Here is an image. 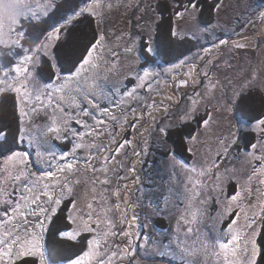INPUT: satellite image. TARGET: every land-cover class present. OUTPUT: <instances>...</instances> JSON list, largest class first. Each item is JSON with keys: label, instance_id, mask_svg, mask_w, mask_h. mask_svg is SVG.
I'll return each instance as SVG.
<instances>
[{"label": "snow or ice", "instance_id": "6c2138e0", "mask_svg": "<svg viewBox=\"0 0 264 264\" xmlns=\"http://www.w3.org/2000/svg\"><path fill=\"white\" fill-rule=\"evenodd\" d=\"M59 2L0 0V46L7 48V55L15 61L0 60V95L14 96L18 116L14 145H26L24 149L12 146L0 156V264H45L41 244L45 221H51L62 206L68 212L65 219L74 227L60 232V236L75 241L87 234L83 251L67 264H132L140 233L137 231V240H133L129 229L138 216L133 214L129 218L134 206L127 195L122 198L127 185L121 182L135 172V161L131 166L127 163L129 150L132 157H139L141 152L135 137L120 138L127 128L136 133L148 118L155 124L153 109H162L167 115L170 106L150 96L167 81H161V73L150 67L129 70L122 80H110V76L120 75L119 52L107 46L108 34L103 30L89 39L72 67L59 66L54 51L62 35L66 39L69 26L84 17L99 23L106 10L112 8L111 0H63L70 4L68 8L59 7ZM173 4L174 9H180L174 11L176 18L195 12L200 6L199 0H184L183 4L173 0ZM220 7L217 3L216 10ZM61 13H67V17ZM260 16L264 18V12ZM141 19L143 16L137 18L138 22ZM42 20L48 26L38 34L30 33L24 26ZM202 31L210 32L211 28ZM171 34L178 35L175 28ZM119 39H123V34ZM128 39H133L131 34ZM227 43V39L217 41L213 37L212 43L202 49L204 54L198 56L200 66L192 63L184 71L189 64L188 58H184L163 69L165 74H172V87L179 90L191 85L194 89L193 96L188 98L191 107L179 117L181 124L193 121L206 128L212 122L213 115L207 109L206 118L194 120L197 97L219 90L220 82L210 74L214 66L211 56ZM245 46L234 44L236 48ZM134 47L124 48V55L133 53ZM142 47L148 53L153 51L151 44ZM45 57L52 61L54 76L37 86L32 68L43 63ZM141 59V54L136 53L137 64ZM252 78H256L255 72ZM202 83L204 92L195 91ZM40 117L43 123H34ZM256 127L264 132V118L256 122ZM166 131V127L159 128L161 133ZM0 137L7 140L4 132H0ZM105 137L107 143H102ZM198 140V130L185 136L190 145L187 151L193 158L198 156ZM56 141L70 147L60 149ZM219 143L222 151L215 156L205 155L203 160L193 159L191 164L174 161V167L179 166L187 176L183 191L177 194V227L168 243H151L161 257L178 258L181 264H262L264 245H258L256 237L264 233V138L243 150L242 171H219L223 161L230 158V145L224 140ZM122 171L126 175H121ZM81 183L90 186L86 189L90 196L86 210L78 206L81 197L76 187ZM212 203L222 206L212 219L220 225L227 223L208 235L201 233L199 225L209 216ZM167 204L166 199L165 209L153 210L165 211ZM114 208L120 212L118 218L113 215ZM124 240L127 243L121 248L117 241ZM143 240L141 248L146 247L150 238L145 235Z\"/></svg>", "mask_w": 264, "mask_h": 264}, {"label": "rangeland", "instance_id": "374dc122", "mask_svg": "<svg viewBox=\"0 0 264 264\" xmlns=\"http://www.w3.org/2000/svg\"><path fill=\"white\" fill-rule=\"evenodd\" d=\"M116 2H118L117 6H115ZM153 2V0L142 2V7L140 9L150 8L151 10L147 12H141L140 10L138 15L131 19V22H128L125 17H117L116 14L122 13V11L128 7L126 6L128 5V0H111V10H106L103 21L99 23L93 19L87 20L96 33L100 30L106 32L108 34L107 46L119 52L117 67L120 75L119 77L110 76V80H122L128 75L129 70L150 67L152 70L161 73L159 77L161 81H167L166 84L161 85L159 90L150 94L151 98L155 99L157 102L163 100L167 105L173 101H178L175 106L169 107L167 115L163 114L162 109L160 111L153 109V115L156 116L155 124H153L151 118H148L146 122H142L143 126L139 128L136 133H133L130 128H127L124 136L120 139H131L135 137L136 146L141 152L139 157H132L131 150H129V159L127 163L131 166L132 161H135V172L127 174L128 179L121 182L127 185V188L122 191V198L124 195H127L129 202L134 206V213L132 210L128 213L129 218H131L133 214L138 216V221L129 229L132 232L133 240H137V231H141L142 228L145 231L134 245L136 252L131 258L132 264H181L178 258L174 259L171 256L161 257L155 250V245L151 243V241L168 243L169 240L172 239L177 227V219L180 211V209L176 207V205L180 203L177 199V194L183 191L187 176L179 166L174 167V161L182 160L191 164L193 159L203 160L205 155L208 157L215 156L217 151H222V146L219 141L224 140L227 145H230V158L223 161L219 171L223 173L226 168H236L242 171L241 165L245 156L243 150L250 146L251 143H255L258 139L264 138V132L256 127V122L264 118V18H258L245 29L247 20L250 22L248 18L245 24L236 28V22L239 21L240 16L245 13L247 7L255 4L256 0H220L218 3L221 4V7L219 10L215 9L214 19H212L209 24L203 23L207 18L205 15L201 16L200 22L196 12L186 13L181 18H176L174 15V18H172V26H174L178 33L176 37L186 39L187 45L183 44L179 46L180 50L177 52L179 55L176 52L172 55L173 46H170L171 49L169 51L162 52L157 48V44L154 40L155 35L152 31L157 14L152 7ZM65 5L67 4L63 3V0H60L58 6L62 8ZM141 16H143V19L138 22L137 18ZM38 22L40 21H34L32 23L35 24ZM27 24L28 23H25L24 26L28 27ZM42 24L44 26L39 24L34 25L37 28L36 34L40 33L42 29L47 28L48 25L44 23L43 20ZM141 25H143V27H141ZM38 26H40V30H38ZM122 26L131 27L129 34L132 35V40L128 39L129 34L125 33L126 31ZM207 28H211V31H202V29ZM75 30L76 29H73L71 32L74 33ZM122 34L123 39L117 40V37ZM193 36L195 38H192ZM136 37H141V39H136ZM213 37H215L217 41L219 39L228 40L226 45L215 49L211 56L214 60V66L211 68L210 74L214 76L215 80L220 82V88L213 93H205L203 98L197 97V111L194 113V120L200 121L202 118H206L205 109H207V111L211 112L213 115L212 122L206 128L200 127L193 121H187L181 124L179 117L186 108L191 107V101L188 98L193 96L194 89L191 85L186 88H180L179 90L172 87V74H165L163 69L178 63L179 60L184 58H188L189 61L184 71H187L192 63H197L198 66H200L198 56L204 54L202 49L212 43ZM76 39L73 44H80ZM87 42L88 41L85 42L79 54L77 53V49H74L75 47L69 48L70 57L73 61L69 62L64 67L65 69L72 67L71 64L77 60V57L84 49ZM235 43H244L246 46L243 48H236L234 47ZM148 44H151L152 53L143 50L142 46H147ZM133 45L135 46L133 53L127 56L124 55V48ZM58 47L59 45L55 48V51ZM183 47L189 48L185 50ZM0 52L3 53V55H0V60L15 62L11 56L7 55V48L0 46ZM138 52L142 56L139 64H137L135 60L136 53ZM43 62H49L51 67L52 61L49 58H43ZM104 68L105 65L102 63V75ZM32 71L35 77L34 83L37 86L48 83L51 77L54 76L52 67L50 71H46L42 67V63L35 65ZM253 72L256 73L255 79L252 78ZM195 91L203 93V83L196 88ZM243 94H248V96L244 101V105H241L239 102H241L240 100H242V98L240 97ZM253 94H259L262 98L258 99L252 96ZM168 97H170V99H167ZM1 104L0 100V111L2 110ZM102 106L106 105L102 104ZM14 115L17 116L16 112ZM16 121H18V116L17 118L15 117V123ZM12 122L14 121L12 120ZM34 123H43V117L34 119ZM3 127H5V125H2L0 132L7 134L6 141L9 142V146L14 145V139L17 136L18 128L12 135L11 132H8V128ZM160 127H166L167 131L165 133L159 132ZM169 130H180V135L184 134L181 144L182 149L178 154H176L172 148L174 144H171L172 141L170 140L171 135ZM197 130L199 132V140L196 142L198 156L193 158L187 151L190 145L185 141V136ZM11 140H13V142ZM233 141H235V143H233ZM1 142H5L3 137H0V144ZM101 142L107 143V137ZM56 144L58 148L64 150L70 147V145L62 144L59 141H57ZM14 146L20 147L21 149L26 147V145L19 144ZM3 154H7V152L4 151ZM3 154L0 152V156ZM120 174L126 175L123 171ZM244 178L246 179V176ZM256 186L258 185H254V187ZM86 189H90V186L84 183L76 187V191L81 197L78 206L85 210L90 199V196L86 195ZM230 193L231 187L229 189V194ZM166 199L168 201L167 210L161 211L160 213L155 212L153 209H165ZM112 203L113 205L115 204L114 199ZM221 207V205H216L215 203L211 204L208 208L209 216L205 217L199 225L201 233L212 235L216 227H226L227 221L223 225H220L217 221L212 219L216 216ZM62 209L63 210L57 212V214L60 213L59 216L56 214L51 221L47 223L45 221L46 226L44 235L51 241L59 239V237H61L60 232L74 227L65 219L68 215L67 210L64 209L63 206ZM121 210H123V205H121ZM113 215L118 218L120 212L114 208ZM241 224H243V217H241ZM82 235H84V239L87 240V234ZM145 235H147L150 240L146 247L141 248L140 244L144 243L143 237ZM64 239L68 238L62 237L61 241H64ZM256 240L258 245H264V233L258 234ZM117 242L120 243L121 248L127 243L126 240ZM43 243L47 245L48 240L43 238ZM84 245H86V242ZM79 249L81 248H77L72 252H75L74 256L80 255L83 251L76 253ZM47 255L53 261H56V257H54L53 254L48 253ZM65 255L58 256L59 258L57 260L62 261L66 259V257H64ZM259 259L260 257H258V260ZM212 264H215V262L213 261ZM262 264H264V262H262Z\"/></svg>", "mask_w": 264, "mask_h": 264}, {"label": "trees", "instance_id": "16d2710c", "mask_svg": "<svg viewBox=\"0 0 264 264\" xmlns=\"http://www.w3.org/2000/svg\"><path fill=\"white\" fill-rule=\"evenodd\" d=\"M212 1H214V0H202V5H203L202 7L207 12V15H205V16H207V18H206L207 20L209 18L211 20V9L213 6ZM68 7H70V4H67L62 8H68ZM61 14L65 15V18L67 17V13H61ZM200 15L202 16V14H200ZM36 24L44 26L42 24V21L35 23V24H33V23L27 24L28 25L27 29L29 30L30 33L36 34L37 28L34 26ZM171 26H172L171 14L167 11L162 12L161 17H159L157 20V25H156V29H155V33H154V35H155L154 40L157 44V48H159L162 52L169 51L171 49L170 46H173L174 49L172 50V53H171L173 55L174 52L177 53L180 50L179 46H181L183 44L187 45L186 44L187 40L183 39V38H178V37L173 38V36L171 34V29H170ZM40 29H41L40 26H38V30H40ZM73 29H76L74 33L71 32V30H73ZM93 35H94V29L92 28V25H90V23L88 22L87 18H81L78 21H74L73 24L69 26V29L66 33V39H65V35H63L61 38L62 40L59 43V47L56 49V51H54V56L56 57L58 65L62 66L64 68L69 62L73 61V59L70 57L69 48L75 47L74 49H77V53L79 54V51L84 46L85 42L89 41V39ZM71 36H72V38H71ZM76 36H77V39H76ZM75 39L81 45L80 44H73ZM188 48L189 47H187V48L185 47L184 49L186 50ZM72 65H73V63L71 64V66ZM42 67L46 71L51 70L49 62H43ZM247 96H248V94H243L240 97V98H242V100H240L241 102H239V104L244 105V101H245ZM252 96L257 97L258 99L262 98V96H260L259 94H253ZM0 100L2 103L1 104L2 110L0 111V128L2 127V125H5V127L9 129L8 132H11L13 135L15 133V130L18 128V124H17L18 121H16V123H15V117L17 118V116L14 115L15 114L14 96L12 94H4V95L0 96ZM12 120L14 122H12ZM5 127H3V128H5ZM169 133L171 135L170 140L174 144V147H172V148H173L174 152L176 154H178V153H180V151L182 149L181 144L183 142V136L180 135L181 131L180 130H178V131H175V130L170 131L169 130ZM11 141L13 142V140H11ZM12 146H14V145L9 146L8 141L1 142V144H0V148L4 151H6L7 149H9ZM3 152H1V154H3ZM59 215H60V213H58V216ZM61 240H62V238L54 240V241H57L56 242L57 254H53V256L56 258H59L60 255H65V254L66 255L64 257L75 255V252L74 253H72V252L75 251L77 248H81V246L78 245L74 241H71L69 239H64V241H61ZM62 245H63V248H62ZM77 251H79V250H77Z\"/></svg>", "mask_w": 264, "mask_h": 264}, {"label": "flooded vegetation", "instance_id": "af4514ba", "mask_svg": "<svg viewBox=\"0 0 264 264\" xmlns=\"http://www.w3.org/2000/svg\"><path fill=\"white\" fill-rule=\"evenodd\" d=\"M146 1H149V0H128V5H126L128 7H126V9H124L122 11V13H119V14L116 13L117 17H119V18L125 17V18H127L128 22H131V19L135 18L138 15V13L140 11V8L142 7L141 3L142 2H146ZM153 1L154 2L152 4V7H153L155 13L157 14V18H156V21L154 22L153 31H152V32L155 33L157 20H158L159 17H161V13L162 12H166L167 11V12H169L171 14V17L174 18V11H178L180 9H178V8L174 9L173 0H153ZM219 1L220 0L212 1L213 6H212V9H211V20L214 19L216 4ZM199 2H200V6L198 7V9L195 12L197 13L198 19L201 22V15L200 14L207 15V12L202 7L203 6L202 5V0H199ZM180 3L183 4L184 0H180ZM117 5H118V2L115 3V6H117ZM137 6H139V7H137ZM261 12H264V0H256V3L252 4L250 7H247L246 10H245V13L240 16L239 21L236 22V28L240 27L242 24H245L246 20L249 18L250 22L247 20V24L245 25V29H246V27H248L250 24L254 23L255 20H257L258 18H262L260 16ZM84 18L92 19L90 17H84ZM211 20H210V18L208 20L206 19V21H204L203 23L204 24H209V23H211ZM122 27L125 29V31H126L125 33L129 34V31H130L131 27H125V26H122ZM173 28H174V26L170 27L171 33H172ZM94 33H96L95 30H94ZM177 102L173 101V102H171L169 104V106H175L177 104ZM182 136L184 137V134ZM55 143H57V141ZM171 144H173V142H171ZM61 210H63V209L61 208ZM47 222L48 221L46 220V223ZM144 232L145 231H144L143 228L141 229V231H139L140 237L142 236V234H144ZM43 238H46L48 240V244L47 245H44ZM61 238L62 237H59V239H61ZM84 238H85V236L82 235L81 238H78L76 241H74L78 245L81 246V249H79V251L77 253H80L83 250V248L86 246V245H84V243L86 242V240ZM71 241H73V240H71ZM56 242L57 241H51L49 238H47L46 235H44V232H43V237H42V240H41V244H42V251L44 253V257L43 258H44L45 264H67V261L69 259H72V258L76 257L74 255H71V256L66 257V259H64L62 261L61 260L60 261L57 260L58 258H55L56 261H53L47 254L48 253L57 254ZM138 246H139V243H138ZM120 247H121V245H120Z\"/></svg>", "mask_w": 264, "mask_h": 264}]
</instances>
